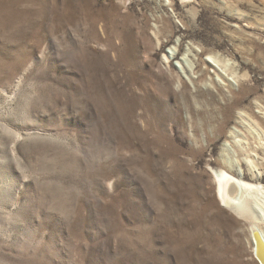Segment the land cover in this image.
Returning a JSON list of instances; mask_svg holds the SVG:
<instances>
[{
	"label": "rangeland",
	"instance_id": "rangeland-1",
	"mask_svg": "<svg viewBox=\"0 0 264 264\" xmlns=\"http://www.w3.org/2000/svg\"><path fill=\"white\" fill-rule=\"evenodd\" d=\"M219 170L264 187V0H0V264H260Z\"/></svg>",
	"mask_w": 264,
	"mask_h": 264
},
{
	"label": "bare ground",
	"instance_id": "bare-ground-1",
	"mask_svg": "<svg viewBox=\"0 0 264 264\" xmlns=\"http://www.w3.org/2000/svg\"><path fill=\"white\" fill-rule=\"evenodd\" d=\"M214 174L218 181L220 196L225 207L250 223V233L254 246V255L256 256L257 241L254 234L258 232L262 241H264V215L256 217L243 201L248 200L247 195L249 196L256 192L264 194V187L246 182L223 170L216 171ZM262 253L264 254V246H262Z\"/></svg>",
	"mask_w": 264,
	"mask_h": 264
},
{
	"label": "water",
	"instance_id": "water-1",
	"mask_svg": "<svg viewBox=\"0 0 264 264\" xmlns=\"http://www.w3.org/2000/svg\"><path fill=\"white\" fill-rule=\"evenodd\" d=\"M254 237L257 241L256 258L259 260L260 264H264V254L262 253V246H264V241H262L261 236L258 232L254 234Z\"/></svg>",
	"mask_w": 264,
	"mask_h": 264
}]
</instances>
